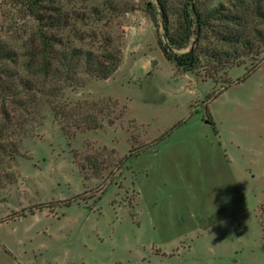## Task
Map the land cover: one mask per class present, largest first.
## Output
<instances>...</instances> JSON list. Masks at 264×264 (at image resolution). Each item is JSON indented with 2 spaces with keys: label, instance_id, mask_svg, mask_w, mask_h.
<instances>
[{
  "label": "rangeland",
  "instance_id": "1",
  "mask_svg": "<svg viewBox=\"0 0 264 264\" xmlns=\"http://www.w3.org/2000/svg\"><path fill=\"white\" fill-rule=\"evenodd\" d=\"M154 1L0 0V264H264V0H169V33L193 4L261 30L240 64L171 47Z\"/></svg>",
  "mask_w": 264,
  "mask_h": 264
},
{
  "label": "trees",
  "instance_id": "2",
  "mask_svg": "<svg viewBox=\"0 0 264 264\" xmlns=\"http://www.w3.org/2000/svg\"><path fill=\"white\" fill-rule=\"evenodd\" d=\"M150 8L153 11V17L155 18V13L158 8L161 11V17L164 24V28L166 29L167 38L171 47H184L188 44V40L192 34L196 35L195 43H201L203 39L208 38L207 31L210 29L211 31H215L220 39L224 41H231L236 43L237 45L234 47L232 52L220 51L217 48L212 50V56L219 63H232V64H240L243 62L242 57L247 53L246 49L253 48L255 44L256 36L261 34V30L256 28L255 26L250 29L239 30L237 33H233L230 30L224 32L223 21L230 20L234 21L236 18L234 16H230V14L226 13V8L220 4L217 7L211 9L210 11L201 14L197 8H195V4L192 5V9L194 11V18L190 17L189 11L186 13L183 32L181 35L176 34L174 32L169 33V0H155L154 2H150ZM192 11V10H191ZM256 15L259 17H264V11L261 9L256 11ZM48 17L40 16L41 21L47 22ZM56 18L55 20H57ZM61 19V18H60ZM58 20L60 23L61 20ZM55 20H52L51 23L55 24ZM208 29V30H207ZM207 30V31H206ZM45 39V48L47 51L48 43L47 36H44ZM159 45L168 60H173L176 62V65L179 69L183 71H193L198 68V65L201 62V56L199 51L197 50V46H192L189 50L181 53L174 54L172 49L166 46L161 38L158 39ZM119 50V49H118ZM78 50L73 49L72 56H75ZM84 53L85 63L87 64V69L90 73L96 75L101 78H108L113 72L118 69L121 57L115 52H108L107 54L101 55V57L96 56L91 50H86ZM260 63L253 66L251 69L247 70L243 79L248 77L253 71H255L258 67H260ZM52 70L51 63L49 61L43 64V71L49 73ZM239 79V81L243 80Z\"/></svg>",
  "mask_w": 264,
  "mask_h": 264
},
{
  "label": "crops",
  "instance_id": "3",
  "mask_svg": "<svg viewBox=\"0 0 264 264\" xmlns=\"http://www.w3.org/2000/svg\"><path fill=\"white\" fill-rule=\"evenodd\" d=\"M263 63H264V62H263ZM263 63H262V64H263ZM262 64L260 65V67L262 66ZM260 67H258V68H257L255 71H253L252 73H255ZM252 73H251V74H252Z\"/></svg>",
  "mask_w": 264,
  "mask_h": 264
}]
</instances>
